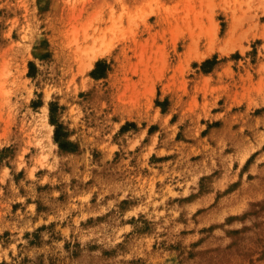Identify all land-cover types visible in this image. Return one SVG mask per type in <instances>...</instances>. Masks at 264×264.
<instances>
[{
    "label": "rangeland",
    "instance_id": "1",
    "mask_svg": "<svg viewBox=\"0 0 264 264\" xmlns=\"http://www.w3.org/2000/svg\"><path fill=\"white\" fill-rule=\"evenodd\" d=\"M0 264H264V0H0Z\"/></svg>",
    "mask_w": 264,
    "mask_h": 264
},
{
    "label": "bare ground",
    "instance_id": "2",
    "mask_svg": "<svg viewBox=\"0 0 264 264\" xmlns=\"http://www.w3.org/2000/svg\"><path fill=\"white\" fill-rule=\"evenodd\" d=\"M79 11V10H78ZM74 12L73 14H72V17H71V22H73L74 20H77V19H79L80 17H82L83 15H85L86 13H87V11L86 10H81V11H79V12ZM71 15V14H70ZM69 17V16H68ZM66 19V18H65ZM75 22V21H74ZM76 24V23H75ZM69 25V24H68ZM66 26V25H65ZM110 29V28H109ZM112 30V29H111ZM106 52H108V50L107 49H97V48H95V49H93L91 52H90V54H88V56L86 57L87 58V62H89L88 63V68H90V69H92L93 67H94V65H95V63H96V61L100 58V57H102V56H104L105 54H106Z\"/></svg>",
    "mask_w": 264,
    "mask_h": 264
},
{
    "label": "trees",
    "instance_id": "3",
    "mask_svg": "<svg viewBox=\"0 0 264 264\" xmlns=\"http://www.w3.org/2000/svg\"><path fill=\"white\" fill-rule=\"evenodd\" d=\"M100 66V63H98V67ZM98 70V69H97ZM97 70L96 71H94V73L93 74H96V72H97Z\"/></svg>",
    "mask_w": 264,
    "mask_h": 264
}]
</instances>
